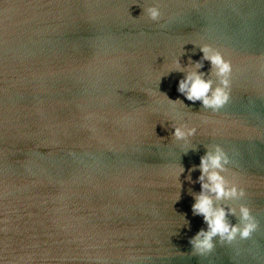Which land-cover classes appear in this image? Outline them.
Wrapping results in <instances>:
<instances>
[{
	"label": "water",
	"instance_id": "1",
	"mask_svg": "<svg viewBox=\"0 0 264 264\" xmlns=\"http://www.w3.org/2000/svg\"><path fill=\"white\" fill-rule=\"evenodd\" d=\"M149 2L0 0V256L10 264H264V0H161L159 24L141 15ZM189 41L233 62L230 100L215 113L177 92L183 73L155 83L171 58L200 59ZM146 89L198 114L187 154ZM210 144L245 185L225 206L246 205L259 226L200 257L188 243L206 227L191 212L200 173L189 169ZM170 166L184 168L180 188Z\"/></svg>",
	"mask_w": 264,
	"mask_h": 264
},
{
	"label": "clouds",
	"instance_id": "2",
	"mask_svg": "<svg viewBox=\"0 0 264 264\" xmlns=\"http://www.w3.org/2000/svg\"><path fill=\"white\" fill-rule=\"evenodd\" d=\"M161 8V0H150L148 6L142 8L141 15L148 21L159 24L164 19ZM9 10L10 8L3 9L5 15ZM187 43H192L194 48L199 49L202 53L200 59L196 62L189 61L191 66L185 67L181 66L176 57L171 58L162 66V72L155 78V83L158 85L162 77L171 72L183 73V77L177 84V92L192 104L199 102L204 110L215 113L230 100L233 62L228 58V53L210 44H197L190 41L184 44ZM205 61L210 65L207 77L200 71ZM261 70H264V64L261 65ZM145 92L146 95L155 98V104L167 105V110L163 112L165 119L161 125L165 121L171 123V139L179 149L187 154V151L192 149V140L198 135L200 128V124L191 122L198 114L186 117L184 112L180 111L184 107L182 101H173L167 95H161L157 90L146 89ZM185 119L188 122H184ZM200 123L207 122L201 120ZM231 163L232 160L221 146L210 144L205 153L200 156L199 164L189 169V173L197 170L200 173L196 181L200 190L198 193H190L194 201L191 205V212L193 216L202 217L203 224L206 226L200 228L188 241L192 255L207 256L215 248L214 240L222 246L231 245L237 238L248 240L258 229V221L251 214L249 207L244 204L238 206L230 204L225 206L224 204V202L240 201L246 196L245 185L235 178V173H232L229 168ZM183 172L182 166L168 168V174L174 179L178 188L181 187L179 177ZM230 174L233 176L232 179H229ZM187 179L190 181L191 176L189 175ZM178 199L179 194L175 201ZM229 216L235 217L238 222L231 223ZM31 260V256L20 258L22 264H31ZM0 264H10V262L0 256Z\"/></svg>",
	"mask_w": 264,
	"mask_h": 264
}]
</instances>
